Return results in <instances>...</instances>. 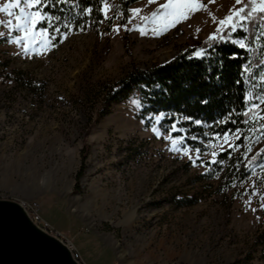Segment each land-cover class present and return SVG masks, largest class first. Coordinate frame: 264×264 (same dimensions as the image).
Masks as SVG:
<instances>
[{
    "label": "rangeland",
    "instance_id": "374dc122",
    "mask_svg": "<svg viewBox=\"0 0 264 264\" xmlns=\"http://www.w3.org/2000/svg\"><path fill=\"white\" fill-rule=\"evenodd\" d=\"M194 2L204 9L157 35L143 18L167 0H138L125 18L108 1L97 27L50 39L46 50L37 46L41 54L25 55L13 42L21 34L0 23V199L35 202L81 264H264V159L226 186L217 157L229 150L249 158L263 149L264 131L243 143L232 133L194 146L162 115L142 117L135 94L101 100L132 70L228 32H217L219 21L249 0ZM8 19L0 12V22Z\"/></svg>",
    "mask_w": 264,
    "mask_h": 264
},
{
    "label": "trees",
    "instance_id": "16d2710c",
    "mask_svg": "<svg viewBox=\"0 0 264 264\" xmlns=\"http://www.w3.org/2000/svg\"><path fill=\"white\" fill-rule=\"evenodd\" d=\"M108 1L111 0H42L48 5L43 8L44 14L51 17L47 31L52 43L57 44L70 32L83 31L86 26L97 27L102 21V5ZM115 1L125 18L129 5L138 0ZM262 28L259 21H250L246 29L237 30L246 38L243 49L239 48L240 36L226 30L217 39H205L166 63L132 70L103 92L102 103H119L135 94L142 117L162 115V124L178 128L180 131L174 134H182L189 145L232 133L240 135L239 143L254 140L264 131V120L252 117L249 112L250 103L258 104L264 115V104L259 99L264 96ZM217 157L226 162L227 186L234 179L245 178L251 165L263 161L264 147L246 159L232 155L229 150ZM79 177L77 173L75 179ZM191 204L187 202L184 206Z\"/></svg>",
    "mask_w": 264,
    "mask_h": 264
},
{
    "label": "snow or ice",
    "instance_id": "6c2138e0",
    "mask_svg": "<svg viewBox=\"0 0 264 264\" xmlns=\"http://www.w3.org/2000/svg\"><path fill=\"white\" fill-rule=\"evenodd\" d=\"M155 0H149V3H154ZM237 4H241L242 0H236ZM48 5L42 3V0H14V2L6 4L4 7L0 8V12L6 14L10 19L2 21L5 27L9 29L10 32L20 33L18 37L13 38V42L17 45H21L23 53L27 55L30 51H36V54H41L37 51V46L47 49L50 38L48 35L47 28L51 27V17L47 16L43 12V8H47ZM204 5L194 2V0H167V3L160 5V10L153 12L151 17L143 18L151 21L156 27L153 31L159 35L164 31L169 30L174 27L177 23L183 22L190 18L191 14L195 11L204 9ZM10 9H16L13 12ZM107 10V4L105 5ZM139 14V10L133 11V17ZM105 18L107 19V11H105ZM215 21V17H212ZM13 20L15 23H13ZM259 21L261 26H264V0H249L247 4L239 9H235L232 15L228 16L225 20L219 21V26L217 32H221L222 29L227 25L228 33H237L240 36L239 48L243 49L246 47L244 43L245 37L242 33L237 32L238 29H246L248 22ZM45 24L46 27L38 28V25ZM67 27V26H65ZM141 31V34H145L142 29H137ZM264 30V28H262ZM59 32V29H56ZM119 31V28L116 29ZM223 38V37H220ZM217 39L216 36L210 37V40ZM197 55H200L198 53ZM235 58V55L233 56ZM260 104H264V97H260ZM259 107L258 104H251L249 107V112H254ZM248 115V112L245 113ZM257 118L264 120V115H257ZM157 123L159 121L157 120ZM153 131H157L153 129ZM175 132L177 129L172 128ZM240 139L239 135L235 137ZM171 139V138H170ZM224 141L228 142V136L224 137ZM176 140H172L173 145L176 144ZM230 147H236L235 145H230ZM175 150V149H174ZM250 150V149H249ZM197 153V158L199 157V150H194ZM187 154V153H186ZM215 156V153H213ZM211 163H216L215 159ZM264 207V204L261 205Z\"/></svg>",
    "mask_w": 264,
    "mask_h": 264
},
{
    "label": "water",
    "instance_id": "95a60500",
    "mask_svg": "<svg viewBox=\"0 0 264 264\" xmlns=\"http://www.w3.org/2000/svg\"><path fill=\"white\" fill-rule=\"evenodd\" d=\"M0 264H78L54 238L39 231L16 201L0 199Z\"/></svg>",
    "mask_w": 264,
    "mask_h": 264
},
{
    "label": "built area",
    "instance_id": "2783aa9c",
    "mask_svg": "<svg viewBox=\"0 0 264 264\" xmlns=\"http://www.w3.org/2000/svg\"><path fill=\"white\" fill-rule=\"evenodd\" d=\"M22 208L30 222L39 231L54 238L60 244H62L70 253L71 258L78 264L80 262V256L73 247V245L61 234L54 230L47 222L40 217L39 206L35 202H17Z\"/></svg>",
    "mask_w": 264,
    "mask_h": 264
}]
</instances>
